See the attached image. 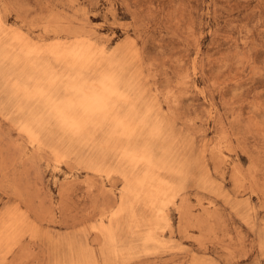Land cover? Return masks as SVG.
Here are the masks:
<instances>
[{"label":"rangeland","instance_id":"rangeland-1","mask_svg":"<svg viewBox=\"0 0 264 264\" xmlns=\"http://www.w3.org/2000/svg\"><path fill=\"white\" fill-rule=\"evenodd\" d=\"M109 81L151 166L108 119L69 126L70 88ZM162 163L184 178L156 217ZM74 240L86 264H264V0H0V264H76Z\"/></svg>","mask_w":264,"mask_h":264},{"label":"bare ground","instance_id":"bare-ground-1","mask_svg":"<svg viewBox=\"0 0 264 264\" xmlns=\"http://www.w3.org/2000/svg\"><path fill=\"white\" fill-rule=\"evenodd\" d=\"M2 24V23H1ZM8 30V29H7ZM6 36V35H5ZM8 38V37H7ZM3 40V39H2ZM16 43V42H15ZM18 46V45H17ZM61 46V45H60ZM36 47V46H35ZM70 47V46H69ZM25 50V49H24ZM33 50V49H32ZM86 51V50H85ZM72 52L70 55H67L68 59L64 62L65 65L70 68L74 69L76 67L81 68L84 65L90 61L91 57L89 54H86V52ZM103 51V50H101ZM45 53V52H44ZM6 55V54H5ZM54 56V55H53ZM101 56V55H100ZM62 57V56H61ZM41 60V59H40ZM58 60V59H56ZM63 61V60H62ZM95 61V60H94ZM3 63V62H2ZM7 63V62H6ZM5 63V64H6ZM62 63V62H61ZM17 65V64H16ZM41 65V63H40ZM127 66V65H126ZM3 67V66H2ZM84 68V67H83ZM130 69V68H129ZM79 70V69H78ZM81 70V69H80ZM88 72V71H87ZM129 73V72H127ZM28 76V75H27ZM107 77V76H106ZM28 78V77H27ZM105 78V77H104ZM125 78V77H124ZM108 79V77H107ZM73 80V79H72ZM106 80V78L104 79ZM124 81V80H123ZM65 84V83H64ZM127 84V83H126ZM131 84V83H130ZM66 85V84H65ZM64 85V86H65ZM93 85V83L91 84ZM121 85V84H120ZM67 88V87H66ZM128 88V87H126ZM70 92H72L76 100L69 104H67V109L69 110H75L77 111L75 117H68V123L69 126L74 130L75 132H85L87 131L88 127L91 125L94 118L100 119H108L111 121V123L114 125L117 131H119L120 138H123L126 140L129 144L125 150V154L128 155V157L133 158L136 162L147 164L151 166L152 164V158L150 156L151 148L150 145L146 146L144 143H136L134 140L137 138L138 140V134L140 130H142L145 125L142 122V115H139L138 112L133 108L132 99L131 97L120 91L115 84L112 82H108L107 86H99V87H90L87 88L85 86L78 87L75 86L73 88H70ZM21 95V94H20ZM69 95V93H68ZM19 97V96H18ZM145 102V101H144ZM34 103V102H33ZM59 103V102H57ZM14 104V103H13ZM143 104V103H142ZM138 105V103H137ZM142 107V106H141ZM32 111H34L32 109ZM61 111V110H60ZM59 111V112H60ZM31 112V111H30ZM58 112V113H59ZM37 113V112H36ZM64 114V113H63ZM62 115V114H61ZM66 115V114H65ZM30 116V115H29ZM28 116V117H29ZM33 116V115H32ZM31 116V117H32ZM149 116V115H148ZM23 117V116H22ZM24 119V118H23ZM149 119V118H148ZM149 124V123H148ZM152 125V124H151ZM149 126V125H148ZM147 126V127H148ZM153 126V125H152ZM46 127V126H45ZM44 127V128H45ZM55 128V127H54ZM59 129V128H58ZM145 131V130H143ZM27 134L31 137L34 136V134L30 131H26ZM62 132V131H61ZM142 132V131H141ZM25 133V132H24ZM26 134V133H25ZM42 134V133H41ZM65 135V134H64ZM105 136V135H103ZM116 137V136H115ZM142 137V136H141ZM73 138V137H72ZM117 138V137H116ZM157 138V137H156ZM147 139V138H146ZM155 140V139H154ZM60 141V139H59ZM104 142V141H103ZM148 142V141H147ZM154 142V141H153ZM164 142V141H163ZM81 143V142H80ZM33 144V143H32ZM126 144V143H125ZM163 144V143H162ZM169 145V144H168ZM167 146V145H166ZM86 147V146H85ZM89 147V146H88ZM70 149V148H69ZM93 149V148H92ZM96 150V149H95ZM74 152V151H73ZM154 152V151H153ZM167 154V153H166ZM165 154V155H166ZM92 155V154H91ZM90 155V156H91ZM80 156V155H79ZM57 157L56 163L59 165L61 162H63L61 159L63 158L61 154L57 153L55 155ZM154 158V157H153ZM170 158V157H169ZM163 159V158H162ZM167 159V158H166ZM87 160V159H85ZM154 160H156L154 158ZM153 160V161H154ZM165 160V159H164ZM169 160V159H168ZM183 161V160H182ZM181 161V162H182ZM160 163V162H159ZM174 164V162H173ZM181 164V163H180ZM157 169L161 175H163L164 178H154L151 179L146 185H147V194L148 197L152 199V209L153 212H156V217H161L162 209L160 208V200L167 197L168 195V189L170 190V183L167 181L168 175H173V177L178 178H184L183 171L180 168L174 167L171 163L166 164H158ZM87 171L91 172L93 175L101 177L103 176L105 179H109L110 175H106L103 172L97 170V169H91L89 167L85 168ZM182 176V177H181ZM102 179V178H101ZM126 179V178H125ZM128 180V179H127ZM135 184V183H134ZM139 190V189H138ZM130 191V190H129ZM122 193V192H121ZM123 194V193H122ZM136 194V193H135ZM125 195V194H124ZM131 198V197H130ZM148 199V198H147ZM156 199V201H155ZM158 199H160L158 201ZM122 201V197H121ZM150 202V201H149ZM118 209V208H117ZM123 209V208H122ZM122 213V212H121ZM155 214V213H154ZM103 220L109 221L110 217H113L115 213L110 212H102ZM120 215V214H119ZM101 216V215H100ZM99 218V217H98ZM20 222V221H19ZM97 222V221H96ZM14 223V222H13ZM101 223V222H99ZM24 224V223H23ZM96 224V223H95ZM102 225V224H101ZM13 226V225H12ZM11 226V227H12ZM15 226V225H14ZM20 226V225H19ZM22 226V225H21ZM94 226V225H93ZM16 227V226H15ZM105 227V226H103ZM99 228V227H97ZM92 228L94 235L101 234V227L99 229ZM149 228V227H148ZM6 229V226H5ZM4 229V230H5ZM9 229V228H7ZM105 229V228H104ZM150 229V228H149ZM148 229V230H149ZM3 230V231H4ZM2 231V230H1ZM14 231V230H13ZM12 231V232H13ZM103 231V230H102ZM106 231V229H105ZM108 231V230H107ZM11 232V229H10ZM21 232V230H20ZM111 233L110 231H108ZM154 230H150V234L153 233ZM9 233V231H8ZM17 233V232H16ZM15 233V234H16ZM104 233V232H103ZM102 233V235H103ZM13 234V233H12ZM108 233H106L107 235ZM18 235V234H17ZM112 235V234H110ZM10 236V235H9ZM12 236V235H11ZM15 236V235H14ZM19 236V235H18ZM108 236V235H107ZM6 239L8 237L5 236ZM11 238V237H9ZM105 238V237H104ZM111 239V237H108ZM148 242L154 241V238L152 234L147 236ZM145 239V238H144ZM12 240V239H11ZM114 240V239H113ZM71 241V240H70ZM111 241V240H110ZM5 242V241H4ZM113 242V241H112ZM147 242V239H146ZM18 243V242H17ZM121 243V242H120ZM4 244V243H3ZM10 244V243H9ZM8 245V244H7ZM112 245V244H111ZM115 245V244H114ZM1 246V245H0ZM5 246V245H4ZM15 245H13L14 247ZM81 244L79 241L74 240L72 241L71 245L68 247L65 254H63V258L65 262L70 263H76V264H84L86 261V258H88L86 255H84L83 251L81 250ZM116 247V246H115ZM12 248V247H11ZM15 248V247H14ZM10 249V248H9ZM8 250V249H7ZM101 251V250H100ZM112 251V250H111ZM115 251V250H114ZM5 252V251H4ZM3 252V253H4ZM113 252V251H112ZM116 252V251H115ZM8 252H6L7 254ZM117 256V255H116ZM5 257V256H4ZM86 264V263H85Z\"/></svg>","mask_w":264,"mask_h":264}]
</instances>
